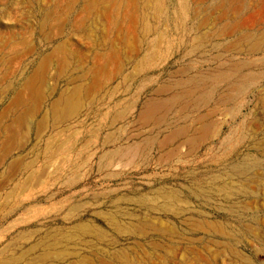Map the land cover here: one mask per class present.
<instances>
[{"label":"rangeland","instance_id":"374dc122","mask_svg":"<svg viewBox=\"0 0 264 264\" xmlns=\"http://www.w3.org/2000/svg\"><path fill=\"white\" fill-rule=\"evenodd\" d=\"M255 1L0 0V264H264Z\"/></svg>","mask_w":264,"mask_h":264},{"label":"crops","instance_id":"0c3cea01","mask_svg":"<svg viewBox=\"0 0 264 264\" xmlns=\"http://www.w3.org/2000/svg\"><path fill=\"white\" fill-rule=\"evenodd\" d=\"M232 54H239V55H242V56H250V57L248 59L238 60V59H235L234 57H232L231 56ZM254 55H262V57L256 59V58H254ZM216 60H217L216 63H219V62L220 63L217 66H215L216 63L213 64L214 67H215V69H214V67H209V69H211L214 72V70H218L217 68H220L221 67V68H223V75L225 77H223L221 75L218 76L217 74H214L211 77L212 79L209 78V80H211V81H220L221 80V82L215 83V85L216 86H226V87H229L232 83L231 82H228V81H230L228 79V76H234L235 73L238 72V74H237V77H238L239 71L247 72L250 69H254V67H255L256 64L263 63L264 62V50H256V51L255 50H218L217 51ZM230 63L232 65H229ZM235 63H242L243 66H240L238 69H235V66H234ZM185 69L188 71L190 68H188V67L185 66ZM187 75H188V77L185 79L186 81H188L192 77H195V76H189V73ZM225 80L228 83H225L224 82ZM189 130L190 129H189L188 126L178 127L174 131V134L171 135V136H174V137H183V136H186V134L189 132ZM229 137H231V132L229 133ZM169 140H170V136H169ZM188 141H190V144H189ZM191 142H194V145H195V141L194 140H190V139L187 140V143H188V145H189L190 148H192ZM226 145L227 144L223 140L220 143L218 149H221V150H224V149L225 150H228V149H230V147L229 146H226Z\"/></svg>","mask_w":264,"mask_h":264},{"label":"bare ground","instance_id":"6f19581e","mask_svg":"<svg viewBox=\"0 0 264 264\" xmlns=\"http://www.w3.org/2000/svg\"><path fill=\"white\" fill-rule=\"evenodd\" d=\"M188 0H180L179 2V5L180 6V10L182 11V15L183 17H185L186 19H189L191 18V15H192V10L190 11V7L188 5ZM225 3V2H224ZM249 9H257V12H259L260 14V18L258 20H255V21H260V22H264V0H257L255 1V4L253 5H248L246 3H243L242 6L240 8H238L235 13L238 14L240 12H248L250 11ZM207 10V9H206ZM200 14V13H199ZM227 15L223 14L222 15V19H225ZM237 16V15H236ZM170 17V16H169ZM210 18V17H209ZM208 18V19H209ZM218 18V17H217ZM232 22H237L236 25H231V26H227L226 29H229V28H232L233 29V32L234 30L236 29V32H242L244 30V27H245V24L246 22L244 23H240V20L237 19V20H233ZM240 23V24H239ZM255 24V23H254ZM242 29V31L240 30ZM233 35V34H232ZM241 37H243L242 39L244 41H252L254 43V45H249V44H246L247 45V48L249 50H259L258 47L261 46V45H264V31H262V33L260 35H256L254 34L253 31L251 30H248V32H245L244 34L241 35ZM244 41H241L243 44H244ZM255 41V42H254ZM247 43V42H246ZM237 45V44H236ZM236 47V46H235ZM247 52V51H246ZM235 69H238L240 66H243L242 63H235ZM236 74H238V72H236ZM222 75V74H221ZM229 80L231 81H234L236 80L235 82H238L240 83V78L239 77H233V76H229L228 77ZM161 147V146H160ZM160 198V197H159ZM159 198H156V199H159ZM169 199V198H168ZM148 210V208H146ZM181 216V215H180ZM114 221V220H113ZM181 221V220H180Z\"/></svg>","mask_w":264,"mask_h":264}]
</instances>
